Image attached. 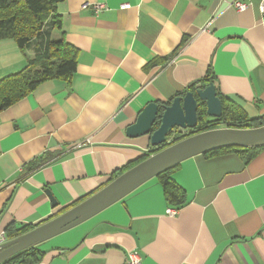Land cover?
<instances>
[{"label":"crops","instance_id":"1","mask_svg":"<svg viewBox=\"0 0 264 264\" xmlns=\"http://www.w3.org/2000/svg\"><path fill=\"white\" fill-rule=\"evenodd\" d=\"M263 2L59 3L63 26L50 40L64 37L78 50L77 73L70 84L39 85L0 115V234L51 221L155 154L149 135L131 138L127 129L149 104L208 85L209 71L220 100L248 121L263 117ZM237 3L250 8L238 11ZM45 44L36 39L22 51L15 40H0V79L24 69ZM170 177L186 199L177 215L167 214L173 206L153 178L39 245L38 264H126L131 252L141 264H264V147L250 161L238 151L198 155Z\"/></svg>","mask_w":264,"mask_h":264},{"label":"water","instance_id":"2","mask_svg":"<svg viewBox=\"0 0 264 264\" xmlns=\"http://www.w3.org/2000/svg\"><path fill=\"white\" fill-rule=\"evenodd\" d=\"M201 107L206 108L209 117L221 118L223 107L215 85L187 92L169 104H149L139 115L137 122L127 129V134L131 138L149 135L152 150H158L169 144V135L176 129H195L199 123L198 110ZM226 147H264V126L255 129L210 130L168 146L77 206L31 232L0 245V264H5L12 257L84 223L181 162ZM48 194L55 203L51 192Z\"/></svg>","mask_w":264,"mask_h":264},{"label":"trees","instance_id":"3","mask_svg":"<svg viewBox=\"0 0 264 264\" xmlns=\"http://www.w3.org/2000/svg\"><path fill=\"white\" fill-rule=\"evenodd\" d=\"M63 1L65 0H0V40H15L22 51H25L24 49L36 39H41L46 43L43 46L44 50L41 55L34 60H30L24 69L0 79V115L3 111L33 93L39 85L54 79L70 84L77 73L78 50L67 43L64 37L58 40H50L53 31L62 30V17L56 13V7ZM213 80V74L209 71L203 82L208 83V85H215ZM208 85L206 84L203 88ZM196 90L195 86H192L186 92H195ZM222 107L223 114L221 118L212 121H208L205 107L199 109V124L195 133L190 135H172L173 132L169 135L168 140L172 138L169 144L149 153H157L188 137L215 130L222 126L232 129H252L264 126V116L248 121L237 111L236 113L231 104L222 101ZM236 114L237 116L235 117ZM261 148L226 147L211 151L206 155L238 151L247 157V161H250L258 154ZM147 158L148 156L145 155L138 162L130 164L118 177ZM46 161L43 158L40 161H35L33 163L34 169L40 168ZM175 167L161 173L157 178L163 184L167 201L173 206L171 209L180 210L186 199L183 190L170 177ZM83 201L85 200L73 203V205L68 207V210ZM32 230L34 228L29 225L19 226L18 228L11 227L9 233L7 232L5 235L7 240L10 241ZM42 256L43 252L39 246H36L12 257L5 264H38Z\"/></svg>","mask_w":264,"mask_h":264},{"label":"built area","instance_id":"4","mask_svg":"<svg viewBox=\"0 0 264 264\" xmlns=\"http://www.w3.org/2000/svg\"><path fill=\"white\" fill-rule=\"evenodd\" d=\"M89 6H90V4H86V5L83 6V8H88ZM124 7L126 8L127 5L124 6ZM236 7H237L238 11H245V10L250 8V5L245 4V3H237ZM103 8H104L103 5L95 6L96 11H99L100 9H103ZM260 10L264 14V2L262 3ZM178 213H179V210L171 209V208H169L168 211H167V214H169L171 216L177 215ZM7 241L8 240L6 238L5 233L2 232L0 234V245H2L3 243H5ZM126 264H141V257L139 256L138 253L131 252V253L128 254V257L126 259Z\"/></svg>","mask_w":264,"mask_h":264}]
</instances>
